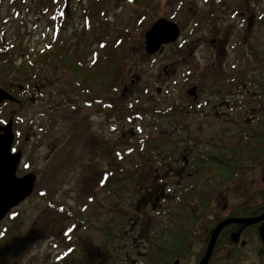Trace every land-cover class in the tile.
<instances>
[{
    "label": "rangeland",
    "instance_id": "1",
    "mask_svg": "<svg viewBox=\"0 0 264 264\" xmlns=\"http://www.w3.org/2000/svg\"><path fill=\"white\" fill-rule=\"evenodd\" d=\"M66 1L0 0V66L6 70L1 80L8 83L9 79H12L13 90L18 93L21 90L20 85L25 86L27 79H31L34 74L42 76L41 80H36L37 84H46L45 98L39 97L36 103L30 104L28 101L32 91L29 94L20 93L24 95V102L27 100L23 112L22 107L16 103L10 105L8 103L10 100L0 104V120L4 119V123L8 121V116L16 115V120L13 121L16 146L13 150H22L24 153L18 175L24 176L31 172L39 174L37 189L23 204L21 203V208L11 217L17 224V233L14 237L19 252H22L26 243L28 247L27 252L22 255L21 264H59L61 251L64 249L67 251L68 245L63 249L64 243L72 244L76 234L90 241L100 238L98 233L79 221L89 218L95 211L98 214L101 211L96 210L99 207L98 202L105 201L102 200L104 193L97 189L93 193L84 184L85 168L91 164H94L96 170L109 169L118 163L131 166L135 158L128 154L132 149L129 147L134 145L133 143L138 144L146 135L139 128L162 125L165 121L163 112H159L158 123L154 113L165 106L163 104L168 98L178 99L184 104L190 102L191 97L187 95V91L191 89L189 87L193 81L200 83V95L205 94L207 87L206 84V87L204 86L205 81L198 80L203 71L201 68L208 64L204 59L212 57L215 51L224 53V59L221 55L222 72L228 67L231 73L224 85L228 87L230 83L236 82L237 76L233 73L236 69L242 73L241 81L238 82H243L242 75L250 79L252 71H255L252 76L255 80L263 76L264 72V63L259 64L255 58L256 55L264 54V0H185L181 3L180 0H68V13ZM216 1L218 4L214 5ZM180 6H184V13H179V18L174 20L182 28L180 40L172 47H165L162 54L147 56L144 48L146 31L157 18L170 17L167 13L176 11ZM211 20H214L215 34L208 29ZM249 27L253 28L250 33ZM117 39L123 40L125 54H117L122 62L120 69L111 77H114V93L108 95L107 101H113V107L108 108L103 103H96L92 107L85 105L81 101L83 95L79 86L75 84L73 96L75 100L78 97L79 102L70 109L76 112L79 108V112L74 120H71L70 113L65 107L67 99L61 95L73 87V85L70 87L74 81L72 76L77 78L78 74L73 72V69L62 66L54 57L59 44L67 40L73 54L75 52L80 57L78 62L90 66L96 51L102 60L104 46H117L115 45ZM212 41L215 43L212 44ZM219 41L224 46H218ZM12 45L17 49L19 47V51L7 49ZM173 50H178V53H174ZM248 50L252 51V56ZM46 54L49 55L48 59L43 57ZM231 54L234 57L233 62L230 59ZM259 58L264 60V56ZM40 59H43L41 61L44 63H40ZM31 60L34 62V68H30ZM46 60L49 62L46 63ZM11 67H15V73ZM188 69H193L191 75ZM216 70L218 71L217 68ZM137 77H141V81L132 84ZM209 79L206 77L210 83ZM158 90H161V96L157 93ZM132 106L139 107L142 113L128 112V108ZM260 108L258 104L256 111ZM18 117H21V120H17ZM191 120V123H198L193 127L194 132L200 130L197 135H193L196 140L205 141L208 135L219 128L211 125L210 118L196 117ZM34 121L39 122V127H29ZM201 124L203 127H198ZM175 127H179L177 122ZM27 137L30 138V142L26 146ZM186 138L187 135L181 128L176 130V139ZM53 144L56 149L51 160L47 161ZM92 150L93 154L89 155L88 151ZM134 155H137L136 151ZM247 156L248 152L241 153L239 171L233 179L223 182L216 191L208 194L206 216L210 212L211 214L207 219L200 222L196 220L200 218L197 215L191 217L185 214L183 221L179 222V228L172 233L173 236L185 234L190 240L189 253L180 264H195V255L204 247L202 246L204 232L210 221L221 219L232 210H243L245 204L264 205V158L257 164H250ZM58 162L63 165L60 163L59 166ZM209 169L215 177L217 167L212 166ZM168 181L170 184L173 182L177 184L175 176ZM174 184L172 186L175 188ZM210 190L211 188L208 189V193ZM180 191L185 200L183 203L190 201L194 196L193 192L185 190L184 184ZM93 197L94 201L91 199ZM141 199L140 196L135 198L133 208H142L140 205L137 206ZM168 203V200H163L161 208H170L171 204H174ZM108 205L113 207L111 203ZM121 208L126 211L132 210L128 204L127 207ZM253 209H257L256 206ZM145 210V213H148L146 217H155L149 208ZM69 211H72L71 214ZM73 211L77 213L78 220L68 217ZM142 212L144 213V210ZM97 214L92 217V221L96 220ZM114 216L110 215V220ZM109 226L112 228L111 222ZM129 228L131 224L127 226V229ZM152 228L154 225L149 227L145 225L143 231L146 233ZM48 229L55 238L37 235L36 230ZM140 230L141 227L138 228L134 241L137 236L138 239L145 237L139 234ZM227 241L229 242L228 237ZM142 242L143 240L138 242V245ZM255 243L257 242H251L253 247L259 250ZM228 245L234 251V256L237 250L231 244ZM221 254V252L216 254L212 264L219 263ZM118 255L121 256L122 253H114L110 264H119L116 260ZM225 256L226 259H230ZM243 260L240 255H235V262L230 259L226 260L229 262L226 263L247 262Z\"/></svg>",
    "mask_w": 264,
    "mask_h": 264
},
{
    "label": "trees",
    "instance_id": "2",
    "mask_svg": "<svg viewBox=\"0 0 264 264\" xmlns=\"http://www.w3.org/2000/svg\"><path fill=\"white\" fill-rule=\"evenodd\" d=\"M181 1L185 0H180L179 3ZM181 11L182 9H179L178 12L169 11L167 15L174 21L179 18ZM251 29L253 30V28ZM115 45L117 46H104L102 60H100L99 53L96 51L87 73L83 67H78L80 57L75 52L73 54L72 49L68 47L67 40L59 44L54 57L62 66L74 68L75 72L80 76L87 75L89 79L97 78L100 87L105 88L108 82L114 83V77L111 78L112 74L115 75L120 69L122 59L117 57V54H125L123 40L117 39ZM7 49L15 51L17 47L12 45L11 48ZM19 49L18 47L17 51ZM248 51L249 55L252 56V51ZM21 52H24V50H21ZM48 56L46 54L43 57L48 59ZM259 56H264V54L256 55V61L259 64L264 63V60L259 58ZM41 60L43 59H40L39 62L44 63ZM33 65L34 62L31 60L30 68H34ZM81 65H84V62ZM9 68L10 66L7 69ZM11 70L13 73L16 72L15 67H11ZM5 71L3 66H0V87L12 92V95L18 100H22L21 92L18 93L13 90L14 83L12 79H9L8 83L1 80ZM233 73H236V70ZM262 73L263 76L257 80L253 77V82H251V78H247L246 81L243 80V85H247L246 89L241 87L244 92L247 90L251 91V89L254 92H260L257 93V98H259L258 104L261 108L256 111L257 107L251 115H244L241 128L224 129L219 127L213 134L208 135L205 141L196 140L193 135H197L200 130L197 129L194 132L193 127H190L189 115L180 109L168 107L163 110L165 121L162 122L160 127L139 128L146 135L141 138L138 144L136 142L129 147L132 149L128 154L135 158L131 166L118 163L116 166H110L109 169L96 170L94 169V164H91L90 167L85 168L86 180L84 184L93 193L96 189L104 193L105 196L102 200L105 201L98 202L99 207L96 210H101L98 214L95 211L91 213L89 218L79 221L83 225L89 226L93 232L98 233L100 238L90 241L84 237H78L76 234L73 243L67 244L65 259L59 260L58 263L110 264L114 258V253H122L121 256L118 255L116 258L119 264H130L132 259H137V264H172L174 259L184 258L189 253L190 240L185 234L172 235L179 228V222L183 221L184 215L187 214L191 217L197 215L204 219L209 205L207 202L208 194L216 191L223 182H228L236 176L239 171V161L242 152L249 153L247 160L250 164H257L264 158V72ZM248 86L253 88L250 89ZM8 103L10 105L15 104V102ZM128 111L130 113L132 111L141 112L137 106L129 107ZM154 114H157L155 117L158 123V113ZM11 117L13 116H8V120ZM0 122L4 123V119L0 120ZM176 122L179 127H175ZM195 124L198 123L195 122ZM179 128L187 135L186 139H176V130H179ZM190 149L196 152L193 151L189 156L190 161L193 160L192 164L195 166L191 171L192 173L184 177L180 187H177L174 182L170 184L168 179L174 176L169 174L168 171L177 165L186 167L182 155L187 158L191 152ZM135 151L137 155H134ZM212 166L217 167L215 177L211 174V169H209ZM132 168L135 169L133 170ZM172 184H174L175 188ZM182 184H184L185 190H190L194 193L193 198L185 203H183L185 201L182 198L183 193L180 191ZM209 188L211 190L208 193ZM146 194L152 196L151 202L168 200L169 203L173 202L174 204L170 203L172 205L170 208H161L163 204L160 203L153 208L152 212H154L155 217H146L148 213H145L144 207L147 206L144 204L145 201L141 204L142 208H133L135 198L138 196L143 197ZM94 197L91 198L93 201ZM110 203L114 208L108 205ZM127 204L132 208L131 211L121 208V206L127 207ZM256 208L263 210L264 205H259ZM142 210H144V213ZM242 211L245 213L244 215L255 216L258 214L250 206H244ZM71 212L69 211L70 214ZM95 214H97V218L92 221V217ZM112 214L115 216L110 220V215ZM68 217L79 219L75 211ZM136 220L139 221V227L141 228L143 226L145 228V225L148 227L154 225V228L147 230L144 238L138 239L137 236L134 241L136 233H129L130 228L127 229V226L130 224L132 226ZM110 222L112 223V228L109 226ZM141 240L143 242L138 245ZM135 249H142L143 253L134 252ZM112 252L113 258L111 259ZM203 253L201 251L197 255V263Z\"/></svg>",
    "mask_w": 264,
    "mask_h": 264
},
{
    "label": "flooded vegetation",
    "instance_id": "3",
    "mask_svg": "<svg viewBox=\"0 0 264 264\" xmlns=\"http://www.w3.org/2000/svg\"><path fill=\"white\" fill-rule=\"evenodd\" d=\"M213 4L216 5V4H218V2H214ZM179 9L180 10L182 9L183 11H181V12L184 13V10H185L184 6L179 7L176 11L178 12ZM208 11H210V10H207V12ZM197 14H199V12ZM200 14H203V13H200ZM159 18L170 19L169 17H166V16H161ZM217 25H218V23H217ZM208 27H209L208 29L211 30L212 34H215V32H213L214 20H211L209 22ZM218 27H219V25H218ZM252 31H251V28L249 27L248 32L250 33ZM214 41H212V44L215 43ZM219 45L224 46V44L221 41H219L218 46ZM214 46H216V44ZM49 49H50V47H49ZM173 52L177 54L178 50H173ZM221 55H223V59H224V53L221 54V53H218L217 51H215V53L212 57H208V59H204V62L208 63V64H206L203 68H201V69H203V71L201 72V75L198 76V80L200 79V82L202 80H204L205 81L204 86H205V84L207 86V87L205 86L206 90H205L204 95H200V91H201L200 90V87H201L200 83L198 81H193L192 86L189 88L195 87V89H193V92H191L189 90L187 91V95L191 96L190 103L187 102L186 104H184V102H182V103L179 102L178 99L168 98V100L163 105H165V106H171V105L177 106V105H179L180 110L181 111L184 110V113L186 112L189 115L190 121H192L191 120L192 118L194 119L196 117L210 118L211 119V125L214 127H224V126L242 127V115L243 114L246 116L251 115L253 113V111H255V109L258 107V98H257L258 92H254L253 89H251V91L247 90L246 92H244L242 90L241 87L246 89L247 85L244 86L243 82H238V81H241V73L239 72L238 69H236L237 79H236L235 84L230 83L229 87L224 86L225 83L228 82V77L231 73L229 72L228 67L226 68L225 71L222 72ZM198 61L200 62V60H198ZM231 61L233 62L234 60L231 59ZM45 62L48 63L49 60H46ZM81 64H82V62L79 63L78 67L79 68L83 67L87 73V69L89 68V66H86L85 64L84 65H81ZM195 67L199 68L197 66H195ZM67 68L73 69V72H75L74 68H71V67H67ZM216 68L218 69V71L216 70ZM165 72H166V70H165ZM188 73H189V75H191L193 73V69H188ZM253 73H255V71H252L251 82H253V78H252ZM206 77L210 78L209 79V81H211L210 83L208 82V80H206ZM41 78H42V76H40L39 74H34L31 76V79L30 78L27 79L25 86L20 85L21 90H19V92H21V93L23 92V94L26 92L29 94L32 91L31 96L29 97L30 104H31V102L36 103L37 100L40 98H45L44 95H45L46 84L44 85V84H37L36 83V80H41ZM72 79H74V81L71 82L70 87H72V85H73V87L69 88L66 92H63L61 95L63 98L67 99L66 103H65V107L68 110L67 112L70 113L69 116H70L71 120H74L77 112H79V108L76 109V112H73L70 109L75 105L77 106V104L79 102V98L77 97L75 100V97L73 96V92L76 90L75 84H77L79 86V90L83 95V99H81V101L84 102L85 105L92 107L98 101H101V103H103L106 107H108V108L113 107V101H107L108 95L114 93V86H113L112 82H108L105 88H101L97 78L89 79L87 75H84V76L77 75V78L72 76ZM242 79L245 81L247 80L245 75H242ZM140 81H141V78H140ZM136 83H137L136 80L132 82V84H134V85ZM196 84H199V86ZM99 90H101V91H99ZM157 93L159 94V96L162 95L161 90H158ZM100 95H101V97H100ZM104 95H105V97H104ZM42 96H44V97H42ZM204 96H205V98H204ZM23 99H24V95H23ZM26 104L27 103H25V102H21L18 104L19 107H22L21 112L24 111L25 108H23V107ZM188 104H189V108H186L185 106ZM159 112H161V109H157L156 113H158V115L160 114ZM38 123L39 122L34 121L31 124V126H29V127H39ZM33 124H35V126H33ZM194 125H197V124H194ZM194 125H190V127H194ZM198 127H203V124H201ZM29 142H30V138L27 137L26 146L29 144ZM15 146H16V144L14 142L13 147H15ZM55 149H56V147L53 144L51 146V149L49 152L50 155H47V161L51 160V156L54 154L53 152L55 151ZM17 151H18V149H16V151H13V152H17ZM190 151L191 152L188 154L187 158H186V156L182 155V158L185 161L186 167H183L181 165L180 166L177 165V166L173 167V169H170L168 171L169 174H171L177 178L178 184H176V186L178 185V187L181 186V181L184 180V177L186 175L191 174L192 173L191 171L195 167L194 164H192V162L189 159L190 154L194 150L190 149ZM88 154L89 155L93 154V150L91 152L88 151ZM23 159H24V153H23L22 160ZM21 163H22V161H21ZM60 163L61 162H58L57 164L60 166ZM155 172H157V171H155ZM30 174H33L36 178V182L34 185V191H35L39 185V174H38V172H31ZM26 175H28V174H26ZM180 179H181V181H180ZM145 198H146V201L149 200L150 203L147 206H145L144 208L145 209L146 208L153 209V201L151 202L152 196L149 197L148 195H146ZM22 204H20L16 208L12 209L2 220H0V264H21L20 260L22 258L23 253L27 252V250H28L27 243H26L23 247L22 252H19V248L16 244V237H14V235L17 233V224L15 223V219H11V217L16 213L15 211L19 210L21 208ZM244 206H250L253 208H255V206L258 207V205H252L251 206L249 204H245ZM210 209H211V207L209 208V212H210ZM255 212H257L258 214L255 216H250V215H244L245 213L242 211V209H235V210H232L231 212H229L228 214H226V216H222L221 219H217V220L215 219V220H213V222L210 221V223L208 224V226L204 232L205 237L203 239L204 242L202 244V246H204V247L202 249L200 248V251H199V253L201 251L203 253V249H204V253H203L201 259L198 261V263H197V255L199 253H197L195 255V258H196L195 264H199V262L204 257V255L207 251L211 236H212V232L222 221L227 220V219H233V218H235V219L257 218V217H260L261 215L264 214V208H263V210H261V208H257V209H255ZM209 214H211V212L208 213V215ZM208 215L205 216L204 219L196 218V220H199L200 222H204L207 219ZM263 226H264V220L258 224H254V225H250V226H246V225L240 224V223H233V224H230L227 227H225L220 232V234L218 235V237L216 239V243H215V246L213 249V254H212V257H211L209 264H212L216 254H218L219 252L222 253L221 254L222 258H220V260H218V262H219L218 264H227L229 262H227L226 260H230V259H232L233 262H235L234 261L235 255H240L241 258L244 259L243 260L244 262L247 261L246 263H237V264H264V241L262 240V238L260 236V228H262ZM138 228H139V221L136 220L132 224L131 228L129 229V231H130L129 233H137ZM143 230H144V226L139 231V234H141L144 237L145 232ZM41 231H43V232H41ZM36 232L38 233L37 234L38 236H42V237L50 236V237L55 238L54 234L49 233V229L46 231L36 230ZM234 235L237 236L236 241L233 239ZM38 236H36V237H38ZM227 237H228L229 242L227 241ZM51 241H53V240H51ZM63 241L64 240H62V242ZM252 241L257 242L255 244L257 245V249L259 248V250H256L253 247V245L251 244ZM228 244H231L235 248V250H237L235 252L234 256H233L234 251L232 250V248L230 249L228 247L229 246ZM66 245H67V243H64L63 249L66 247ZM189 250H190V248H189ZM135 251L137 253H143L142 249H135ZM224 254L227 255V257H230V259H226V256ZM112 258H113V252H112L111 259ZM58 259L60 261L62 259H65V249H64V251H61L60 258H58ZM138 259H141V258H138ZM136 260L137 259H135V260L132 259L130 261V264H137L138 260L137 261ZM182 260H183V258L174 259L172 261V264H175L176 262H178L180 264V262Z\"/></svg>",
    "mask_w": 264,
    "mask_h": 264
},
{
    "label": "water",
    "instance_id": "4",
    "mask_svg": "<svg viewBox=\"0 0 264 264\" xmlns=\"http://www.w3.org/2000/svg\"><path fill=\"white\" fill-rule=\"evenodd\" d=\"M68 4V3H67ZM181 34L177 23L166 18L156 20L145 34V52L154 55L162 52L165 45L175 43ZM193 92V90H191ZM16 99L6 90L0 88V104ZM15 140L13 121L5 125L0 124V220L14 207L28 198L34 189L36 178L33 174L23 177L17 176V171L22 158V152L12 153ZM264 220V214L257 218L227 219L222 221L212 232L207 251L199 264H209L216 239L220 232L230 224L240 223L246 226L258 224ZM260 236L264 241V226L260 228ZM233 239L236 241L237 236ZM175 264H179L176 262Z\"/></svg>",
    "mask_w": 264,
    "mask_h": 264
}]
</instances>
